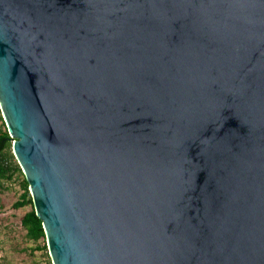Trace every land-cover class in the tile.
<instances>
[{
	"label": "water",
	"instance_id": "95a60500",
	"mask_svg": "<svg viewBox=\"0 0 264 264\" xmlns=\"http://www.w3.org/2000/svg\"><path fill=\"white\" fill-rule=\"evenodd\" d=\"M0 112L51 264H264V0H0Z\"/></svg>",
	"mask_w": 264,
	"mask_h": 264
},
{
	"label": "rangeland",
	"instance_id": "374dc122",
	"mask_svg": "<svg viewBox=\"0 0 264 264\" xmlns=\"http://www.w3.org/2000/svg\"><path fill=\"white\" fill-rule=\"evenodd\" d=\"M21 191L17 178L0 188V264H48L47 248L42 247L45 241L26 239L20 224V217L30 205L12 206Z\"/></svg>",
	"mask_w": 264,
	"mask_h": 264
},
{
	"label": "trees",
	"instance_id": "16d2710c",
	"mask_svg": "<svg viewBox=\"0 0 264 264\" xmlns=\"http://www.w3.org/2000/svg\"><path fill=\"white\" fill-rule=\"evenodd\" d=\"M15 178L18 179L22 191L12 203V206L14 208H22L30 205V208L20 217V224L24 230V236L33 242H38L39 240L45 241L41 220L34 212L28 190V183L12 153V139L7 132L0 112V188L3 187L6 181L10 182ZM42 247L46 249V244H43ZM48 264H51L50 259L48 260Z\"/></svg>",
	"mask_w": 264,
	"mask_h": 264
}]
</instances>
